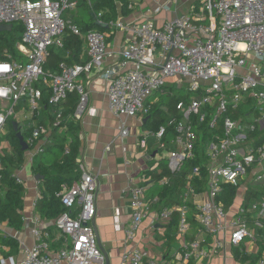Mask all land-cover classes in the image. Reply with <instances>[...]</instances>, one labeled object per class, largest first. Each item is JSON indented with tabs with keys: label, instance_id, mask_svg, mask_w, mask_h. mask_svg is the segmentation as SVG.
<instances>
[{
	"label": "built area",
	"instance_id": "built-area-1",
	"mask_svg": "<svg viewBox=\"0 0 264 264\" xmlns=\"http://www.w3.org/2000/svg\"><path fill=\"white\" fill-rule=\"evenodd\" d=\"M80 1L91 4L90 0H0V26L17 23L23 28L16 44L23 60L6 55L7 59L0 61V137L6 134L7 124L16 118L24 99L33 117L40 110L44 93H48V105L57 108L53 111V127H57L62 118L60 104L74 94L77 104L71 117L81 122L88 108L92 78L104 77L108 83L107 107L114 116L145 117L151 109L148 100L167 85L166 80L174 79V86L191 97L178 102L177 116L153 134L160 141L159 149L167 151L163 159L171 174H180L185 163L198 157L206 161L188 172L180 205L160 209L156 219L166 221L177 212L179 234L186 237L188 204L192 205L201 231L193 240L184 241L175 256L179 263L205 255L201 234L225 237L229 233L232 246L251 240L253 235L244 217L254 215L255 226L264 229V197L248 207L241 206L232 218H228L219 197L223 186L241 190L249 180L264 184V0H202L198 13L177 17L161 28L149 20L129 25L115 21L109 26L131 36L124 39L109 65L105 61L113 55L107 51L106 34H82L66 17ZM66 31L84 40L87 60L79 64L62 61L57 71L45 70L50 49L63 48ZM200 126L210 133L207 145ZM169 129L174 137L168 144L163 140ZM127 133L126 128L121 130V136ZM49 134L45 126H36L28 139L29 154H40L44 147L41 139ZM2 151L0 146V154ZM201 167L207 178L205 189L198 191L195 181H201ZM80 168V178L58 194L66 211L53 221L67 245L51 253L49 235L42 229L40 217L35 216L33 246L23 248L20 262L11 257L1 259L0 264H106L92 225L97 178ZM11 177L24 184L16 172ZM147 189V185H129L125 191L131 210L126 231L129 239L152 207L159 204L158 198L146 197ZM221 246V241L215 240L211 252ZM120 264L168 263L131 251L123 254ZM258 264H264V259Z\"/></svg>",
	"mask_w": 264,
	"mask_h": 264
},
{
	"label": "crops",
	"instance_id": "crops-1",
	"mask_svg": "<svg viewBox=\"0 0 264 264\" xmlns=\"http://www.w3.org/2000/svg\"><path fill=\"white\" fill-rule=\"evenodd\" d=\"M202 7V0H131L127 8L129 12L126 15L119 13L116 21L129 25L140 24L149 20L155 27L161 28L166 22L177 17L198 13ZM76 12H78L77 9L68 13L66 17L71 20L70 16ZM94 17V21H97L95 15ZM105 34L107 51L113 55L112 58H108L105 61L106 65H109L116 58L124 39L131 35L128 32L117 30L113 27H110V31ZM82 41L83 48L78 60L72 59L70 51H68L63 56L65 62L69 60L67 62L68 64H79L87 60L85 42L84 40ZM52 49L59 53L63 52V48ZM107 85L108 83L104 77L92 78L89 87V104L80 122L82 127L79 135L81 140L78 169L79 178L82 173L80 166L83 169H87L88 172L95 174L97 178V190L95 194L96 215L94 218L97 245L106 258V264H120L123 254L131 251L146 253L148 257L155 259L159 263L185 264L177 262L175 256L179 253L187 236H181L178 231L174 239L169 241L170 235L166 227L167 220L156 219V213L160 210L158 208L160 206L159 204L152 207V211L142 221L132 238L129 239L126 234L131 221V210L125 191L129 185H147L146 197L158 198L154 194L157 188L154 187L149 174L161 173L159 165L161 163L166 165L163 158L167 154V151L162 152L159 149L160 141L154 136L153 133L155 131L147 129L144 126L149 120L150 115L126 119L118 118L108 110ZM165 87H174V83H167ZM177 92L181 93L183 91L177 89ZM47 94L46 92L44 93L40 105H42ZM158 101L159 98L154 96L147 102V105L152 108L158 104ZM19 105L21 110L17 112V116L12 122L17 123V129L20 128L23 131L25 128H32L33 131L37 126L36 119L40 117V110L37 115L33 114V117H31L25 99ZM164 110L166 109L164 108ZM12 122L9 121L6 126V134L2 136L6 138V141L0 143V146L3 148L0 154L1 169L4 168L3 161L1 160L4 155H12V149L7 138L8 125L10 124L12 126ZM123 128H126L128 131L126 136H121V130ZM168 135L167 133L164 137V139L166 138L164 142L166 141L169 144L172 137H168ZM48 137L41 139L43 146L46 145ZM168 149H171L170 145ZM29 150L30 148L23 152L24 161L21 168L14 171L24 182L22 226L19 230H14L8 227L6 223H0V233L17 241L18 252L8 258H3L0 254V260H8L12 257L16 262H20L23 258V248H31L34 244L31 236V229L33 227L32 218L35 216L40 217L34 211V204L40 196L41 178L36 180V176L38 175L34 173L33 167L37 160V155L29 154ZM200 154L202 153L200 152ZM242 185L244 189H237L232 199V204L227 210L225 209L228 218L235 216L238 209L241 206H245V197L249 189H257L262 194L260 197H264V184L249 180ZM190 205L188 204V207ZM175 206L177 205H172L171 207ZM253 216L252 214H248L244 217L249 231L253 235L251 240L246 239L240 245L232 246L228 241L229 233L225 237L220 234L217 237L201 234L200 237L205 242L202 245V250L206 253L201 258L190 259L186 264H241L235 257V249L247 255L256 254L259 251V242L264 240V232H258L254 227L255 218ZM249 220H251L250 223ZM53 221L41 219V227L49 235V251L56 253L64 248L67 242L60 231L53 225ZM215 240H220L222 246L211 252ZM0 250L9 252V248L6 246H0ZM261 259H264V251Z\"/></svg>",
	"mask_w": 264,
	"mask_h": 264
},
{
	"label": "trees",
	"instance_id": "trees-1",
	"mask_svg": "<svg viewBox=\"0 0 264 264\" xmlns=\"http://www.w3.org/2000/svg\"><path fill=\"white\" fill-rule=\"evenodd\" d=\"M131 0H90L91 4L85 1H81L76 13H72L71 21L78 25L82 34L88 31H97L100 33H107L109 28H103L96 24V20L92 18L91 14L97 16L101 14L99 19L103 25H108L115 22L119 13L126 15L128 5ZM22 26L15 23L12 24V30L10 32H0V61L6 60L7 56H11L13 59L23 60L16 48V44L20 40L22 33ZM83 48V41L80 37L72 35L69 31H66L63 36V54L51 49L49 56L44 64L45 70L57 71V67L60 62L65 61L64 54L70 51L72 59L78 60ZM70 58V59H71ZM69 60H67L68 62ZM157 96L159 98L158 104L154 105L149 114L150 118L144 125L145 128L152 131H158L160 127L165 126L167 121L177 116L175 106L180 101L187 102L191 97L190 93L185 95L177 92L174 87L161 88L152 97ZM151 97V98H152ZM150 98V99H151ZM149 99V100H150ZM148 100V101H149ZM77 104V96L74 94L68 95L65 101L60 104L61 108V120L57 127H53L55 121L52 112L55 108L51 107L47 103V96L43 100L40 108V117L37 120L38 125H44L49 129V137L46 145L43 147V151L37 154V160L34 163V173L41 177L40 179V196L34 204V211L40 215L43 220H55L66 210L63 208L60 202L58 194L62 190V187H70L79 179V154L81 148V140L79 135L81 133V124L73 120L71 115ZM164 108L166 110H164ZM24 129V128H23ZM199 129H203L202 141L204 144H208L209 131L205 126H200ZM24 141L28 143V139L31 137L32 128H25L20 130ZM168 137H174L172 129L168 130ZM12 155H4L1 159L3 161L4 168L0 171V223H6L8 227L19 230L22 226V210H23V194L24 187L18 184L11 175L15 170L20 169L24 161V153L21 150V146L16 137V133L13 130V126L8 125L7 136ZM166 140V138L164 139ZM163 140V141H164ZM166 143V141H165ZM197 155H201L199 151L195 152ZM202 161H206L205 158H196L194 161H190L184 164L183 170L180 174H171L167 169V166L163 163L159 165L161 173H151V180L154 187L157 188L154 194L158 196L159 209L165 207H171L172 205H180V195L184 191L186 184V176L188 172L195 166H200ZM206 170L201 167V181H195L198 191L205 189L206 183ZM166 179V183L160 181ZM237 189L231 186H223L222 194L219 197L223 203L224 208L227 210L232 204ZM262 194L257 189H249L245 197V206L248 207L253 203L260 200ZM250 217V215H249ZM187 221L189 223V234L186 240H193L194 237L201 231L200 226L194 219V210L190 205L187 212ZM251 220H249L250 223ZM179 214L174 212L167 220V230L170 235L169 241L174 239V236L178 232ZM253 227V226H252ZM254 227L258 232H264L260 230L254 224ZM259 251L253 255H247L244 252L235 249V257L241 264H257L261 260L262 253L264 251V240L259 242ZM0 246L8 247L9 252L0 250V254L3 258H8L18 252V243L15 239L3 235L0 233Z\"/></svg>",
	"mask_w": 264,
	"mask_h": 264
},
{
	"label": "water",
	"instance_id": "water-1",
	"mask_svg": "<svg viewBox=\"0 0 264 264\" xmlns=\"http://www.w3.org/2000/svg\"><path fill=\"white\" fill-rule=\"evenodd\" d=\"M92 17H93V19H95L94 14H92ZM96 24L100 25L103 28H108L107 25H101L98 23V21H96ZM11 30H12V25H1L0 26V32H10ZM12 126H13L14 132L16 133V137L19 141L22 152L27 151L28 146H27L26 142L24 141L23 136L21 135V133L17 129V123L12 122ZM40 178H41L40 176H36V180H39ZM92 225L94 226V221L92 222Z\"/></svg>",
	"mask_w": 264,
	"mask_h": 264
},
{
	"label": "rangeland",
	"instance_id": "rangeland-1",
	"mask_svg": "<svg viewBox=\"0 0 264 264\" xmlns=\"http://www.w3.org/2000/svg\"><path fill=\"white\" fill-rule=\"evenodd\" d=\"M66 14H68V13H66ZM66 14H64L63 17H64ZM174 82H175L174 79H168V80H166V83H169V84H173ZM184 88H185V87H184ZM180 94L185 95L186 92L183 91V92H181ZM12 121H14V117H12V118L10 119V122H12ZM4 141H6V138H4V137H0V143H1V142H4Z\"/></svg>",
	"mask_w": 264,
	"mask_h": 264
}]
</instances>
